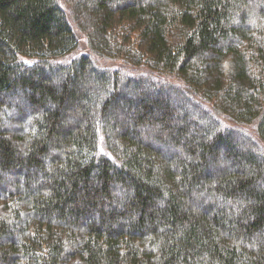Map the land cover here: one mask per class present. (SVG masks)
Here are the masks:
<instances>
[{"label":"trees","instance_id":"obj_1","mask_svg":"<svg viewBox=\"0 0 264 264\" xmlns=\"http://www.w3.org/2000/svg\"><path fill=\"white\" fill-rule=\"evenodd\" d=\"M0 264H264V0H0Z\"/></svg>","mask_w":264,"mask_h":264}]
</instances>
